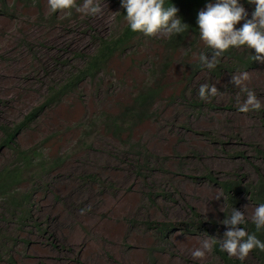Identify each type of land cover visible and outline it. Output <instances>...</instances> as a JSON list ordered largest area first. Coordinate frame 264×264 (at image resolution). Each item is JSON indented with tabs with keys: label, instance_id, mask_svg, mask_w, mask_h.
I'll return each instance as SVG.
<instances>
[{
	"label": "rangeland",
	"instance_id": "rangeland-1",
	"mask_svg": "<svg viewBox=\"0 0 264 264\" xmlns=\"http://www.w3.org/2000/svg\"><path fill=\"white\" fill-rule=\"evenodd\" d=\"M6 1L5 8L0 6V126L17 124L39 106L52 81L61 83L71 69L64 65L68 59L79 66L75 52L95 48L89 29L112 34L120 10V0H101V13H66L53 25L47 0ZM245 9L250 19L254 9ZM73 15L78 19L69 20ZM160 55L157 43L143 41L130 55L114 59L97 81L47 108L19 138L24 148L37 145L46 156L66 161L35 189L36 226L19 229L0 222V233L13 238L10 248L15 244L12 261L5 253L0 264H223L216 246L203 259L192 257L203 241L222 239L227 230L221 221L228 205L223 196L215 199L223 192L209 177L255 182L264 176V157L257 152L264 151V107L238 111L246 94L231 82L234 74L216 78L203 71L190 82L186 64L192 59L177 57L162 82L156 119L132 132L141 156L152 157L147 169L138 171L139 157L131 146L101 128L88 142L90 148L77 146L81 126L103 112L116 114L151 82L149 64ZM248 72L246 86L264 105V63ZM203 83L219 91L208 101L198 96ZM183 93L190 102L181 98ZM9 160L11 151L1 149L0 167ZM237 198L235 208L251 220L257 205L242 194ZM195 216L203 220L202 229L182 225ZM152 222L174 224L175 230L164 240ZM244 261L257 264L251 252Z\"/></svg>",
	"mask_w": 264,
	"mask_h": 264
},
{
	"label": "trees",
	"instance_id": "trees-1",
	"mask_svg": "<svg viewBox=\"0 0 264 264\" xmlns=\"http://www.w3.org/2000/svg\"><path fill=\"white\" fill-rule=\"evenodd\" d=\"M21 1L29 4L33 0ZM38 2L39 0H37ZM208 2L209 0H171V3L178 9L177 15L183 23L189 26L187 31L176 36L165 37L160 34L145 36L139 32H132L124 18L126 10L122 9L121 5L117 13V25L112 34L101 36L94 34L89 29L95 48L90 52H75V60H79L80 65L74 67L70 64L72 59H68L64 65L71 67V69L66 73L61 83L60 81H52L53 83L48 86L45 100L39 106L35 107L17 124L5 123L0 126L2 134L0 151L3 148L11 151L9 163L0 167V222L6 221L10 225L14 224L19 229H24L30 223L36 226L38 221L35 220L32 212V199L35 189L40 185L39 181L42 177L52 174L61 168L66 161L62 156H46L43 149L37 145L24 148L20 145L19 138L39 119L41 114L43 115L47 108L58 105L66 97L74 95L87 82L97 81L99 77L106 73L108 66L114 59L130 55L141 46L143 41L149 40L157 43L161 52V55L155 57V60L149 64L151 82L138 89L131 100L122 105L116 114L103 112L87 125L81 126L78 129L80 135L77 143V146L84 149L90 148L88 142L94 137L96 129L101 128L112 138L123 142L125 146H131V151L139 157L135 161L138 171L147 169L152 157L149 153L141 156L139 144H132V132L139 125L156 119L157 109L165 92V85L162 82L170 74L173 66L177 64V57L181 56L184 61L192 59L186 64L191 72L190 82L194 81L203 71H208L213 77L221 78L226 74L231 75L245 70L250 71L258 67L259 62L250 58V55H255V50L245 47L229 49L223 54L218 67L211 72L200 66L197 59L200 53L206 52L209 58L212 55L211 49L199 45V28L197 24L198 12L204 9ZM240 2L244 7L255 10V4L248 3V0H240ZM7 5L6 0H0L2 8ZM69 11L70 15L75 13V9L58 13L51 12L48 20L53 25H56L59 21L61 23ZM71 19L77 20L78 17L76 18L73 15L69 18V20ZM185 96L186 93H183L181 98L190 102ZM194 103V106H200L202 102ZM257 152L264 157L263 150H257ZM209 180L220 186L229 210L232 206L235 208L239 203L237 198L239 194L248 197L257 206L264 203L263 175L255 182H243L233 179L219 181L212 177H209ZM27 184L33 187L24 191L22 187ZM151 225L164 240L175 230L176 226L167 222H152ZM182 225H187L190 229L196 231L202 229L204 222L198 216H195ZM246 227L249 232H256L255 225L249 219H247ZM256 234L259 239L264 240V230ZM12 239V237L0 233V262L3 261L5 253L6 257H10L9 261H12V254L15 249V244L10 248ZM216 251L221 256L223 264H248L221 251L218 245ZM251 253L257 264H264V251L254 249Z\"/></svg>",
	"mask_w": 264,
	"mask_h": 264
},
{
	"label": "clouds",
	"instance_id": "clouds-1",
	"mask_svg": "<svg viewBox=\"0 0 264 264\" xmlns=\"http://www.w3.org/2000/svg\"><path fill=\"white\" fill-rule=\"evenodd\" d=\"M47 3L52 13L75 9L83 16H94L102 12L101 0H83L82 4L77 3V0H47ZM248 3L255 4L250 19L240 0H209L205 8L198 12L199 39L212 50L211 58L206 52L198 55L201 67L211 72L218 67L225 52L241 47L254 49L255 55H250L251 60L264 63V0H248ZM120 5L126 10L124 18L132 32L145 36L160 34L171 37L182 34L189 28L177 15L178 9L171 0H120ZM241 21H244L243 24L236 27ZM249 79V72L246 70L232 76L231 82L246 94L238 107V111L242 113L258 111L264 107L255 92L246 86ZM218 92L215 84L203 83L199 86L198 96L201 100L208 101ZM221 196L223 195H217L215 199ZM251 222L255 225L256 232L248 231L245 213L232 206L226 218L221 221L227 228L223 238L210 237L203 241L202 247L192 251V257L203 259L217 245L221 251L241 261L254 249L264 251V240L259 239L256 234L264 230V203L255 207Z\"/></svg>",
	"mask_w": 264,
	"mask_h": 264
}]
</instances>
